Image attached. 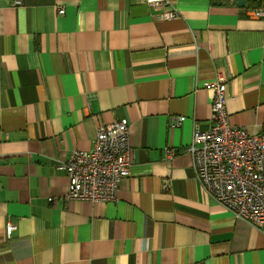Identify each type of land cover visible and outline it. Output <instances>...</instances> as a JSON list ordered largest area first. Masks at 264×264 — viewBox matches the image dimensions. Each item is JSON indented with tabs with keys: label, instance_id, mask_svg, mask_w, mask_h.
<instances>
[{
	"label": "crops",
	"instance_id": "crops-1",
	"mask_svg": "<svg viewBox=\"0 0 264 264\" xmlns=\"http://www.w3.org/2000/svg\"><path fill=\"white\" fill-rule=\"evenodd\" d=\"M252 1L0 0V264H264V233L207 195L187 152L219 73L228 122L264 124ZM119 118L132 156L116 200H65L59 164Z\"/></svg>",
	"mask_w": 264,
	"mask_h": 264
},
{
	"label": "built area",
	"instance_id": "built-area-1",
	"mask_svg": "<svg viewBox=\"0 0 264 264\" xmlns=\"http://www.w3.org/2000/svg\"><path fill=\"white\" fill-rule=\"evenodd\" d=\"M155 6L166 0H145ZM21 0H13L18 5ZM64 9L58 7V13ZM177 11L168 8L160 19H172ZM250 17L264 18V0L248 10ZM227 77L222 73L205 83L213 91L210 103L211 125L200 129L194 121L187 152L196 178L207 195L264 233V124L257 132L228 122L226 111ZM184 117L179 116L178 125ZM168 154H173L169 149ZM129 123L127 118L99 123L90 151L72 150L59 164L67 176L65 200L114 201L119 184L131 165ZM169 185L165 184V187ZM15 225L7 221L5 234Z\"/></svg>",
	"mask_w": 264,
	"mask_h": 264
},
{
	"label": "trees",
	"instance_id": "trees-1",
	"mask_svg": "<svg viewBox=\"0 0 264 264\" xmlns=\"http://www.w3.org/2000/svg\"><path fill=\"white\" fill-rule=\"evenodd\" d=\"M262 1H263V0H253V1H252V4H254L255 6H258V5L261 4ZM252 7H253V6H252Z\"/></svg>",
	"mask_w": 264,
	"mask_h": 264
},
{
	"label": "water",
	"instance_id": "water-1",
	"mask_svg": "<svg viewBox=\"0 0 264 264\" xmlns=\"http://www.w3.org/2000/svg\"><path fill=\"white\" fill-rule=\"evenodd\" d=\"M236 3L240 6L244 5L245 0H236Z\"/></svg>",
	"mask_w": 264,
	"mask_h": 264
}]
</instances>
